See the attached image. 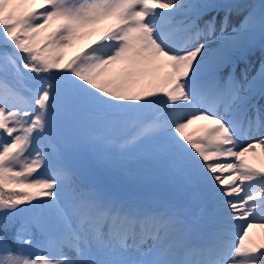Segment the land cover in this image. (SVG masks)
I'll return each mask as SVG.
<instances>
[{
  "label": "snow or ice",
  "instance_id": "1",
  "mask_svg": "<svg viewBox=\"0 0 264 264\" xmlns=\"http://www.w3.org/2000/svg\"><path fill=\"white\" fill-rule=\"evenodd\" d=\"M217 7L0 0V264H264V65L221 75L264 36V4L228 38L225 15L212 49ZM109 147L141 152L182 203L80 184L82 154L116 167ZM21 215L33 231L12 241Z\"/></svg>",
  "mask_w": 264,
  "mask_h": 264
},
{
  "label": "rangeland",
  "instance_id": "2",
  "mask_svg": "<svg viewBox=\"0 0 264 264\" xmlns=\"http://www.w3.org/2000/svg\"><path fill=\"white\" fill-rule=\"evenodd\" d=\"M223 1H225V0H211V1L199 0L198 2H200V3L207 2V3L219 5V3L223 2ZM185 2H192V1L191 0H185ZM261 4H264V0H246V1H240V3H238L237 5H235L234 7H232L228 11L227 10H222V11L216 10L217 14L206 13L203 16L202 20L200 21L201 27L203 26V22L205 20H207L211 17H216L217 31L213 35H209L206 38L201 37L199 42L204 43L205 40H207V41H209L208 42L209 47H212L215 45L218 47H221L222 44L225 43V40L221 38V32L219 31V24L223 21L225 15L228 16V20H227L226 28H225L224 33H223V37L228 38V37H232V34L236 35V32L242 31L244 28H246L248 26L249 19H250L249 12L255 11L258 14L260 11ZM179 18H180V16L176 17L177 20H179ZM232 19H235V21L231 24L230 22ZM234 30H236V32H234ZM228 31H230V33L226 34ZM254 36L255 35H253L246 44L250 43V41H252ZM180 38L181 37L179 35H176V38H174V39H180ZM239 49H241V48L233 49L231 53H233L234 51H238ZM262 65H264V44L259 46L255 52L249 53V55H247V57L244 60L239 61L237 66L231 65L230 67L225 68L221 72V75L226 78L229 74H231L234 78H239L241 80V82H243V75L242 74L246 73L248 79L250 80L253 77L257 76L258 72L261 70ZM26 86H27V84H26ZM123 153H125V152L123 150L117 148V147H109L106 150V154L116 162V165L118 164V160H120ZM139 153H141V152H139ZM125 154H129V153L126 152ZM79 159H84V160H88V161L92 162L100 173L103 172L102 169L104 170L103 167L99 166L95 162V158L90 153L82 154ZM116 159H118V160H116ZM129 169H131L130 173L132 171L133 176H131V175L123 176L122 174H120L119 180L114 179V175H116L118 173V171H116L113 174H108L104 170V173L106 174V176H104V177L106 179H108V181L110 183H114L112 185H116L115 189L113 190L115 193H117V192H128L129 193V192H135L136 191L139 193L141 198H148L150 200H151V198L148 197L146 191L147 192H150V191L162 192V191L166 190L167 193H169V194L172 193V189L165 182V180L162 184H159L156 187H152V186L150 187L149 185L146 184L149 179H154L155 181L156 180L160 181L163 179L162 177H160L158 175H154L153 173H149V171H147L146 173H144L141 176V174L138 172V169H134L133 167H130ZM107 186H108V183L105 187L107 188ZM119 196H121V195L119 194ZM19 218H20V222H19L20 225H18V229H26L27 231L31 232V230H32L31 226L27 224L25 216L21 215V216H19ZM256 232H257V230H255V233ZM28 238L29 237L25 236V239H28ZM16 247L22 248L25 252L30 251V249H28L27 246L23 245V244L16 243Z\"/></svg>",
  "mask_w": 264,
  "mask_h": 264
},
{
  "label": "bare ground",
  "instance_id": "3",
  "mask_svg": "<svg viewBox=\"0 0 264 264\" xmlns=\"http://www.w3.org/2000/svg\"><path fill=\"white\" fill-rule=\"evenodd\" d=\"M191 1H193V3H195V2H198L199 0H191ZM232 1H234V0L227 1L226 4H230V3L232 4ZM215 10L216 9H210L207 12H211L212 13V12H215ZM234 21H235V19H232L230 23L232 24ZM229 33H230V31H228L226 34H229ZM254 35L256 37H259L261 34L259 33V31H257V32H255ZM232 36H234V35L232 34ZM260 37H262V35ZM173 38H176V36H174ZM207 42H209V41H207ZM210 48L217 49L219 47L215 45V46H212ZM256 50H257V48L255 47L253 49V52H255ZM261 103H264V101H261ZM196 126L197 125L195 124L194 127L189 129V131H192L194 128H196ZM125 153H123V155L120 158V160L116 159V160H118V164L116 165V167L111 168V169H105L104 168L105 172L108 173V174H113L116 171H118V173L116 175H114V179L119 180L120 174H122L124 176H128V175L133 176L132 175V171L130 173V170H131V169H129L130 167H133L134 169H138V172L141 174V176L148 171V165L143 160L141 153H139V152H137V153L136 152H127L129 154H125ZM149 173H151V172H149ZM162 182L163 181H161V183ZM146 193H147L148 197L151 198V200H155V201L167 200V201H171L172 203H175L177 205H180L182 203V196L178 192H175L174 190H172V193H170V194L169 193L167 194L166 192L161 193V192H152V191H150V192L146 191ZM128 194L131 195V196H138V197L141 198L139 193L136 192V191L135 192H129ZM253 235L254 236L256 235L255 230H253ZM30 251H32V250H30Z\"/></svg>",
  "mask_w": 264,
  "mask_h": 264
},
{
  "label": "water",
  "instance_id": "4",
  "mask_svg": "<svg viewBox=\"0 0 264 264\" xmlns=\"http://www.w3.org/2000/svg\"><path fill=\"white\" fill-rule=\"evenodd\" d=\"M77 173L89 185H98L102 182L100 177H99V179L97 178L98 174L95 171L94 167L91 165V163L80 161L79 165H78V172Z\"/></svg>",
  "mask_w": 264,
  "mask_h": 264
},
{
  "label": "trees",
  "instance_id": "5",
  "mask_svg": "<svg viewBox=\"0 0 264 264\" xmlns=\"http://www.w3.org/2000/svg\"><path fill=\"white\" fill-rule=\"evenodd\" d=\"M13 227V230L9 232V239L12 241H15V229H16V224L14 222H11Z\"/></svg>",
  "mask_w": 264,
  "mask_h": 264
}]
</instances>
